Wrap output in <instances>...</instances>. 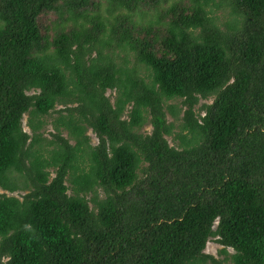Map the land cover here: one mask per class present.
Returning <instances> with one entry per match:
<instances>
[{"label":"trees","instance_id":"1","mask_svg":"<svg viewBox=\"0 0 264 264\" xmlns=\"http://www.w3.org/2000/svg\"><path fill=\"white\" fill-rule=\"evenodd\" d=\"M0 189V264H264V0H0Z\"/></svg>","mask_w":264,"mask_h":264},{"label":"rangeland","instance_id":"2","mask_svg":"<svg viewBox=\"0 0 264 264\" xmlns=\"http://www.w3.org/2000/svg\"><path fill=\"white\" fill-rule=\"evenodd\" d=\"M219 15H220V12H219ZM51 21L52 20H50V21H46L45 22V24L46 25H53L54 23H51ZM44 22V21H43ZM49 34H51V35H53L54 34V32L52 31V30H50L49 32H48ZM105 95L106 96H109V99H110V101H112L113 100V95H114V93H113V91H110V90H107L106 91V93H105ZM210 100L211 99H209V100H199L195 105H194V111H195V113H196V115H203L204 113H203V111H201V109H199V107H200V105L201 104H203V103H209L210 102ZM176 102H178V101H170L169 103H176ZM63 108V106L62 105H59V104H55V106H54V110H51L50 111V113L49 114H47V115H44L43 117H42V119L45 121V125L44 126H42V128L39 130V132L41 133V135L46 139V140H44L43 141V147L42 148H51V147H53V145H47L46 144V141L48 140V139H52L53 138V133L55 132V130H54V124H53V119L55 118V117H57V115H59V113H58V111L60 110V109H62ZM60 113H62V114H66L65 112H60ZM166 119H167V121H171L172 120V118H171V116L169 115V113L167 112L166 113ZM28 114L27 113H25L23 116H22V127H23V130L26 132V133H28V134H30L31 133V130H30V128L28 127ZM176 130V129H175ZM151 131V125L147 122V123H144L143 125H142V127L139 129V132L140 133H149ZM85 134L89 137V140H90V143H91V145H95V144H97V138H96V136H95V134L93 133V131L89 128V127H87L86 128V132H85ZM61 135L63 136V137H68L67 136V131H65V130H61ZM165 138L167 139V141H168V143H169V145H177V142L175 141H173L172 139H171V136H169V135H165ZM71 143H73V141H70ZM53 176V173H51V177ZM0 192H3V190L2 189H0ZM100 192V194L102 193L101 191H99ZM7 195H13V196H18L19 194L18 193H15V192H12V193H10V192H5ZM221 249V246L219 245V244H217L215 241H214V239L213 238H210L207 242H206V244H205V248H204V252L205 253H208V254H211V255H213L215 258H218V259H221L222 258V256L221 255H219L218 254V251ZM228 252L229 253H232V250H228ZM224 264H229L228 262L227 263H224Z\"/></svg>","mask_w":264,"mask_h":264}]
</instances>
